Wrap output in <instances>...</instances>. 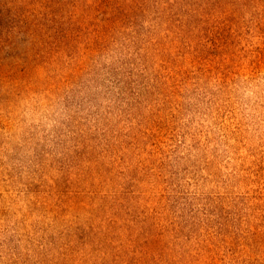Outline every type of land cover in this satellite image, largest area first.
I'll return each mask as SVG.
<instances>
[{"label": "rangeland", "instance_id": "1", "mask_svg": "<svg viewBox=\"0 0 264 264\" xmlns=\"http://www.w3.org/2000/svg\"><path fill=\"white\" fill-rule=\"evenodd\" d=\"M0 264H264V0H0Z\"/></svg>", "mask_w": 264, "mask_h": 264}]
</instances>
